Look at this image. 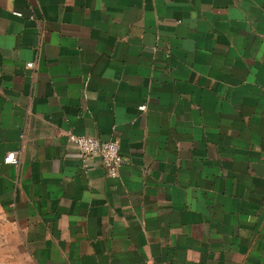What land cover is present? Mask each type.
Listing matches in <instances>:
<instances>
[{"label":"crops","instance_id":"obj_1","mask_svg":"<svg viewBox=\"0 0 264 264\" xmlns=\"http://www.w3.org/2000/svg\"><path fill=\"white\" fill-rule=\"evenodd\" d=\"M0 264H264V0H0Z\"/></svg>","mask_w":264,"mask_h":264},{"label":"built area","instance_id":"obj_2","mask_svg":"<svg viewBox=\"0 0 264 264\" xmlns=\"http://www.w3.org/2000/svg\"><path fill=\"white\" fill-rule=\"evenodd\" d=\"M17 14H20L17 12ZM34 62H28L27 67L33 68ZM68 141L75 145L80 152L83 161L86 162L94 156H99L107 174L111 177H117L119 168L123 163L120 142L117 139L101 140L98 137L90 135H79L72 131L67 134ZM7 164H19L20 153L10 152L4 159Z\"/></svg>","mask_w":264,"mask_h":264}]
</instances>
